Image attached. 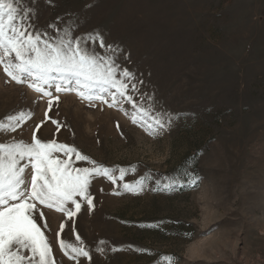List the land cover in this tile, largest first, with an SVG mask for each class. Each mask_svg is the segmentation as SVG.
<instances>
[{"label": "rangeland", "instance_id": "1", "mask_svg": "<svg viewBox=\"0 0 264 264\" xmlns=\"http://www.w3.org/2000/svg\"><path fill=\"white\" fill-rule=\"evenodd\" d=\"M18 4L30 11L33 32L55 37L62 34L56 29L73 24L74 38L99 33L118 47L120 67L135 74L134 100L179 117L152 136L132 122L127 102L108 107L75 93L43 95L12 81L0 65V121L26 114L15 132L0 133V143L55 141L97 165L135 168L116 185L92 179L93 206L78 197L81 209L71 219L38 204L43 216L36 220L55 264H169L167 258L172 264H264V0ZM53 155L67 159L63 152ZM72 166L93 167L75 154ZM185 167L198 174V187L123 191V183L142 176L150 178L149 188L163 185ZM61 240L84 247L92 259H70ZM100 241L104 254L97 252Z\"/></svg>", "mask_w": 264, "mask_h": 264}, {"label": "snow or ice", "instance_id": "2", "mask_svg": "<svg viewBox=\"0 0 264 264\" xmlns=\"http://www.w3.org/2000/svg\"><path fill=\"white\" fill-rule=\"evenodd\" d=\"M30 16V11L19 7L18 0H0V65L12 81L27 84L47 96L54 90L75 93L81 100L100 101L108 107L127 102L134 109L132 122L152 136L168 130L175 119H179L165 113L156 114L153 105L145 106L134 100L129 86L132 92L139 91L137 84L132 83L136 80L135 74L120 67L118 47L106 45L99 33L74 38V25L66 24L63 29H56L62 32L60 35H42L31 31ZM97 43L108 52L103 55L96 52ZM25 116L21 111L8 116L7 123L0 121V133L15 132ZM56 152H63L67 159L54 156ZM73 154L76 160L89 161L93 167H73ZM128 171L134 172L135 168L112 169L97 165L76 148L55 141L44 143L34 138L31 143L22 140L0 143V264H55L52 247L36 220L43 216L38 204L55 207L71 219L81 209L78 197L93 206L89 194L92 179L105 177L116 185L118 180H124ZM149 179L142 176L134 183H123V191L134 195L146 190L178 191L198 187L200 178L192 168L185 167L163 185L157 181L155 187L149 188ZM114 194L121 195V192ZM69 204L75 206V211ZM76 240L80 241L79 235ZM105 244V241L99 242L98 253L104 254ZM60 247L70 259H92L84 247L63 240ZM122 250L110 248L113 253ZM167 259L172 264L173 258Z\"/></svg>", "mask_w": 264, "mask_h": 264}]
</instances>
